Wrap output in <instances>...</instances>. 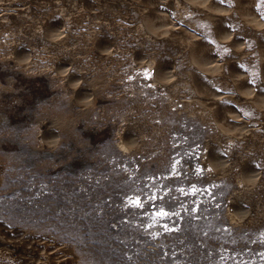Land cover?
Returning a JSON list of instances; mask_svg holds the SVG:
<instances>
[{"label": "rangeland", "instance_id": "rangeland-1", "mask_svg": "<svg viewBox=\"0 0 264 264\" xmlns=\"http://www.w3.org/2000/svg\"><path fill=\"white\" fill-rule=\"evenodd\" d=\"M80 1L69 31L64 18L79 11L74 0L0 1V47L10 38L32 40L43 14L51 31V47L36 46L33 67L0 60V250L9 257L0 264H264V66L254 92L260 114L242 107L252 94L243 71L264 59V36L249 35L244 46L247 34L236 28L225 54L201 55L195 69L197 89L222 102L217 118L228 135L245 138L221 163L210 142L222 148L227 140L216 125L168 105L187 96L173 88L178 55H156L163 70L151 81L142 69L146 55L132 46L151 54L158 46L137 41L128 4ZM247 1L252 10L256 0ZM170 6H145L159 16L158 31L170 25ZM66 55L72 59L63 64ZM233 79L234 90L217 87ZM121 124L151 126L145 136L154 143L118 147ZM235 168L239 183L229 179Z\"/></svg>", "mask_w": 264, "mask_h": 264}, {"label": "bare ground", "instance_id": "bare-ground-1", "mask_svg": "<svg viewBox=\"0 0 264 264\" xmlns=\"http://www.w3.org/2000/svg\"><path fill=\"white\" fill-rule=\"evenodd\" d=\"M0 1H4V0H0ZM161 1H163L166 7L168 5L169 6L171 5L169 9L172 11L173 15L170 18V25H168L166 29L164 28V30L158 31L155 28L156 24L154 21L155 19L157 21V18L159 16H155L154 19L152 16H149L145 12L146 11L145 6L148 0H120V2L124 3V6L125 4H128V9L132 16L131 18H133L134 20V23L131 25L132 26L131 28L133 33L137 36V41L143 44V46L144 45L158 46L157 50L152 54L148 53L149 51L146 52L144 50V47L132 46L136 49L133 50H135V52H138L140 54L143 53L146 55L145 66L142 69L144 70V74L146 76L151 77V81L156 80V78L159 75H161L163 70V67L161 66L162 63L156 59V55H161L162 54L161 51H165V50L169 51L171 55H176V56L178 55L176 58L172 60V67L177 73V77L175 78L173 88L175 91L179 89H183L187 96L186 97L179 96V98L177 99L173 98L169 100L168 105L172 107V106H176V104H182L184 108H186L187 113H191L199 121L203 122L210 120L211 124L216 125L217 130L215 131V133H218L219 135L223 136L224 137L223 139L227 140V142L224 141L225 145L222 146V148H220L219 144H216L214 142L213 143L210 142V145L212 146L213 155L216 157L217 160L223 163L227 161V155L229 154L230 151H232L233 147L236 145L239 146L240 142L243 141L245 138L242 140L243 137L242 136L240 137V134L238 137L235 136L236 137L235 139L233 138L234 136L230 137V135H228L227 133L228 128L226 121L217 118L218 117L217 108L219 107L218 105L222 102L219 101L218 99L212 101L209 98H205L204 94L205 93L207 94V92L202 94L197 89L198 86H196L195 83V69H199V67L202 66L203 64L201 61V55L225 54L226 52L225 49L228 50L232 45L233 38L236 34V28L239 29L243 27L245 34H247V37L243 36L244 42L243 41L242 42L244 43L243 44L244 46L248 44L249 45L252 44L253 40L251 39V37H248L249 35L259 36L258 34H261L264 36V19H261V17L257 16L255 10L256 5H258L259 3V0L258 1L256 0L254 4L255 6L252 10L250 9V7H248L249 1L247 0H231V3H229L228 0H223V2L222 0H161ZM2 5L3 4L0 3V7ZM82 6L83 3L81 4L80 0H74V9L75 10L77 9L79 11L76 13L74 11L72 16L68 15L69 17L67 16L64 18V22H66V24L64 25L66 28H68V31L69 29L71 30L74 27L76 21H79L81 16L78 17V14L82 10ZM260 10H261L260 12L264 14V6L260 7ZM48 15L43 14L42 16L35 18L33 25L31 26L32 29L29 32L30 34L29 36L33 37L32 40L30 38L28 42H22V41H18V39L16 38H10L11 40L8 39L9 41L6 40L7 42L4 41L3 43H1L0 48H3V50L6 52V55L5 56L3 55V57H1L0 60L2 59V61L5 62V65L8 63L9 66V62H13L15 58H18L19 61H21L22 63V67H27L23 65L28 64L27 68H31L34 66L36 60V53H35L36 46L45 44L48 45V47H51V44H49L51 43L49 42L51 31L49 29L48 24L46 23V20L48 19ZM160 18L162 19V17ZM223 31L226 33V36L224 39L219 40L220 38L219 35H221ZM132 51L130 52L131 56L133 54ZM215 52H218V54ZM262 55H264V53ZM60 59H65V60H60L61 63L65 64L71 61L72 57L71 55L69 56L66 55L65 57H61ZM56 62L57 61L55 59L52 61L50 60L49 64L50 66H52ZM58 62L56 64H58ZM128 65H130V63ZM217 66H219L220 70L216 72L218 74H224L227 68H225L224 65L218 64ZM248 66L249 67L246 68L245 71H243V74L247 82V85L250 87L249 89H251L252 94L246 99V102L242 107H243V111L246 114L257 115L260 114V111H258L259 109L257 110L253 108L256 102V98H255L256 96L254 92L257 86L255 82H257V80L261 78L262 75L261 69L264 66V59H261L260 57L254 58L252 63L250 65L248 64ZM200 69L202 68L200 67ZM76 73H73L72 76H74L77 79H81L82 77L80 73L79 72ZM236 82L237 80L233 79L230 80L229 83L225 82L216 85L219 88H227L234 90L235 88H237V86H235ZM177 94L179 95V91ZM227 96L228 95L221 94L219 98L224 99ZM158 113H159L158 118L159 119L163 118V113H164L163 109H161ZM150 130H151V126H147L144 128V130L141 131L138 128H132L130 124H126V125L121 124L116 128L115 143L120 148L127 146V143H130L135 147H138L137 145H139L140 143H142L143 145L148 143H154V140H148V138L145 136L147 135V132H149ZM235 133L237 134V131ZM159 134L161 136L162 132L158 131V135ZM261 135H262V139H264V131L262 132ZM159 139L160 138H158L157 140ZM161 148L164 147L162 146ZM202 158H203L202 161L203 163L207 164V166H209V164L211 165L210 160L206 155V153H204V156ZM240 173H242L241 169L235 168L229 174V179L231 181H235L236 183H239L241 177ZM232 213L233 212L230 209L227 214L228 216H231ZM260 219L264 220V217H261ZM5 258L6 260L9 259L7 254L3 250H0V259H5Z\"/></svg>", "mask_w": 264, "mask_h": 264}, {"label": "snow or ice", "instance_id": "snow-or-ice-1", "mask_svg": "<svg viewBox=\"0 0 264 264\" xmlns=\"http://www.w3.org/2000/svg\"><path fill=\"white\" fill-rule=\"evenodd\" d=\"M222 2H223V0H222ZM228 2L231 3V0H228ZM262 6H264V0H259V3L257 5L258 9ZM261 19H264V14L261 15ZM225 51H227V50L225 49Z\"/></svg>", "mask_w": 264, "mask_h": 264}]
</instances>
